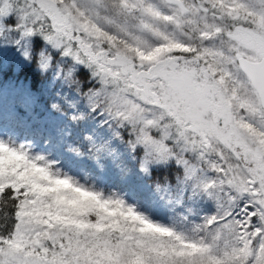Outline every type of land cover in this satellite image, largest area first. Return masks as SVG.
<instances>
[{
  "label": "snow or ice",
  "instance_id": "1",
  "mask_svg": "<svg viewBox=\"0 0 264 264\" xmlns=\"http://www.w3.org/2000/svg\"><path fill=\"white\" fill-rule=\"evenodd\" d=\"M0 43L85 121L37 144L0 118V264H264V0H0ZM112 170L215 210L165 223Z\"/></svg>",
  "mask_w": 264,
  "mask_h": 264
},
{
  "label": "trees",
  "instance_id": "2",
  "mask_svg": "<svg viewBox=\"0 0 264 264\" xmlns=\"http://www.w3.org/2000/svg\"><path fill=\"white\" fill-rule=\"evenodd\" d=\"M35 39L39 40V37ZM15 53L6 62L0 57V91L3 88L16 87L15 94L1 99L0 118L14 126L21 138L35 135L37 144L40 143L43 134L52 136L55 140L56 134L62 132L70 137L69 142H74L78 136H83L82 129L85 127V121L71 120L72 109L68 107L63 98L67 91L66 87H62L51 70L42 72L34 62H29L24 56L21 58L17 51ZM88 75L87 69H82L80 72L84 80ZM23 92L30 97L31 103L24 104ZM54 103L61 104L66 112L54 109L52 107ZM72 167L76 170V165ZM174 173L175 168L173 167L167 175L173 178ZM165 174L164 171L154 172L151 181H146V183L154 182L157 178L162 181ZM98 179L107 187L115 186L113 190L121 188L127 190L130 199L139 200L143 207L158 220L169 222L173 216L179 215L191 217L195 222L197 217H202L215 210L214 201L202 189L195 190V194L183 200L182 203L171 206L167 203L150 201L146 193L142 191L140 182L135 178L127 182L122 181L115 170ZM173 182H175L174 179Z\"/></svg>",
  "mask_w": 264,
  "mask_h": 264
},
{
  "label": "rangeland",
  "instance_id": "3",
  "mask_svg": "<svg viewBox=\"0 0 264 264\" xmlns=\"http://www.w3.org/2000/svg\"><path fill=\"white\" fill-rule=\"evenodd\" d=\"M15 51L18 52V56H20L21 58L23 57L22 52L14 44L0 43V57L5 62L7 59H10L13 55L16 54ZM15 92H16V87L1 89V91H0V106H1V99L2 98H8L9 96H12L13 94H15ZM22 98L24 100V104L27 105V104L31 103L30 97L26 94V92L22 93ZM209 175H211V173H209ZM182 202H183V200L180 203H182ZM197 219H198V217H197ZM161 221L167 223V221H164V220H161Z\"/></svg>",
  "mask_w": 264,
  "mask_h": 264
}]
</instances>
